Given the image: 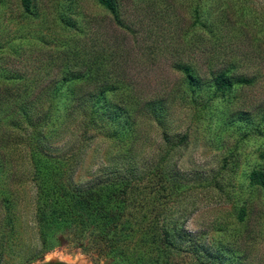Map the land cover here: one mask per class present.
<instances>
[{"label":"rangeland","instance_id":"rangeland-1","mask_svg":"<svg viewBox=\"0 0 264 264\" xmlns=\"http://www.w3.org/2000/svg\"><path fill=\"white\" fill-rule=\"evenodd\" d=\"M65 1L34 0L33 18L20 0H0V87L9 98L7 111L0 110V264H124L72 228L45 249L38 197L56 184L38 176L56 165L53 178L65 190L128 177L129 198H149L169 173L176 189L165 199L138 210L141 198L127 199L124 212L146 217L137 220L129 247L144 245L146 237L137 238L152 225L170 235L158 264H209L213 257L216 264H264V192L248 180L264 167V126H256L264 107V0H115L127 31L98 0H75L70 16L85 36L63 33L57 18ZM120 37L129 59L124 71L145 105L131 106L124 124H93L90 103L74 101L50 136L32 138L45 115L36 112L49 108L63 73L59 49L108 48L106 41ZM181 60L196 67L202 86L194 92L176 67ZM224 69L254 82L213 94L212 79ZM22 102L33 106L35 127L22 120ZM234 110L248 113V127L238 126ZM34 150L49 160L41 173L30 159ZM240 206L247 210L243 224Z\"/></svg>","mask_w":264,"mask_h":264},{"label":"trees","instance_id":"trees-1","mask_svg":"<svg viewBox=\"0 0 264 264\" xmlns=\"http://www.w3.org/2000/svg\"><path fill=\"white\" fill-rule=\"evenodd\" d=\"M20 1L26 16L34 18L38 14L34 0ZM98 3L110 13L114 23L123 27L124 30L128 29V27L131 28L120 17L122 11L119 10L120 4L117 1L98 0ZM74 9L75 0H66L59 10L57 20L61 23L63 33L75 32L76 30L85 36L84 27L75 26L76 22L70 16ZM197 12L194 13L196 14ZM148 34L151 35L152 32ZM121 41H123L121 37L106 41L104 45H108V48L89 49L83 46L79 47L78 43H73L72 45L66 44L59 49L63 73L52 90L53 98L49 108L44 109V111L39 109L36 112V114L39 113L37 114L38 116H42V112L45 115L42 118L39 116L41 122L36 124L39 131H36L35 134L33 131L32 134L34 135L32 138L34 136L45 137L44 135L46 134L50 136L55 130L53 128L58 123V120L60 119L59 121L64 122L67 115L72 112V103L74 101H78L80 104L90 103L88 116L93 124L98 120L106 122L110 120L111 123L124 124L129 120L131 106L138 108L141 106L140 104L145 105L147 100L142 99L144 102L140 100V94L135 89L132 79H128L124 71L125 67L123 65H126L129 59L124 50L120 52L122 49L120 47ZM176 67L183 72L187 86L191 88L192 92L195 91V87L202 86L199 82L200 78H198L194 69L196 67L192 66L190 62L181 60ZM121 73L124 74L123 78ZM253 82L254 79L237 77L231 75L230 70L224 69L212 79V83H214L212 93H224L225 91L229 93L236 85L244 83L250 85ZM0 88V96L2 97L0 99V110L7 111L4 102L9 98L2 95L5 89ZM151 101L156 103V106L161 102V100L154 99ZM16 107L19 108L17 110L23 116V118L21 117L22 120L28 122L26 127H35L36 125L31 123L35 115L34 111H31L33 106L22 102ZM234 111L239 123L241 122L238 126L248 127L250 123L248 113L241 110H238L240 113H237V110ZM221 112L228 113L227 108ZM259 116V124L257 123L256 126H260V123H263L264 126V107ZM43 120L44 122H42ZM33 152L30 159H32L37 172L41 173L42 170L39 167L42 161L44 158L47 161L49 160L36 150ZM262 154L264 156V151ZM57 171H59V168L56 165V168L51 167L49 171L38 176L41 181L44 180V183L52 181L56 184L52 191L50 189L44 190L38 197L39 229L45 249L56 245L58 237L67 229L70 230L72 228L78 234L90 233L98 241L102 242V247L104 246L107 249L110 256L124 264H158L164 257L167 258V252L164 251L163 244L167 243L166 240L170 239V235L165 233L161 236L156 230V226L154 228L153 225L151 229H154V231L150 229V225L148 228L151 234L141 230L144 231V236L137 238L146 237L144 245L137 246L133 244L132 247H129L133 241L131 236H134L135 232L139 230L136 225L139 224L138 222H144L146 217L142 215L141 219H138V214H133L129 208L126 213L124 212L127 206V199L129 200L128 203L132 204L136 203L133 200L137 196L141 198L140 202L136 203L137 210L138 207H142L145 204L155 205L165 199L167 189L171 192L176 189V180L173 178L169 179V173L164 174L166 180H162V183L157 185L158 189L154 187L155 190L150 191L151 196L149 198L140 195V193L129 198L127 190L130 178L128 177L118 179L108 185H100L99 187L90 186L80 190H65L53 178L55 177L54 172ZM248 180L249 184L254 188L261 189L264 192V167L253 169L248 174ZM146 189L145 187V191L142 190V192L145 193ZM246 211L244 206H240L238 209V221L242 224L245 220ZM124 214L125 218H122ZM217 260V257H213L209 264H216ZM162 264L169 263L165 261Z\"/></svg>","mask_w":264,"mask_h":264},{"label":"water","instance_id":"water-1","mask_svg":"<svg viewBox=\"0 0 264 264\" xmlns=\"http://www.w3.org/2000/svg\"><path fill=\"white\" fill-rule=\"evenodd\" d=\"M40 264H52V263H40ZM53 264H59V263H53Z\"/></svg>","mask_w":264,"mask_h":264}]
</instances>
